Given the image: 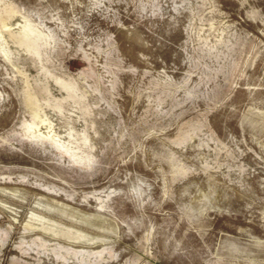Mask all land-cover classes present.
Returning <instances> with one entry per match:
<instances>
[{"label": "rangeland", "instance_id": "1", "mask_svg": "<svg viewBox=\"0 0 264 264\" xmlns=\"http://www.w3.org/2000/svg\"><path fill=\"white\" fill-rule=\"evenodd\" d=\"M0 264H264V0H0Z\"/></svg>", "mask_w": 264, "mask_h": 264}]
</instances>
